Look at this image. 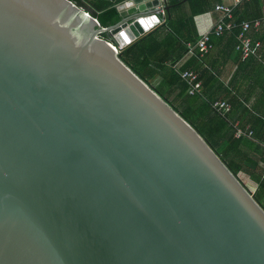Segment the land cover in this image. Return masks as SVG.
<instances>
[{
    "label": "water",
    "instance_id": "water-1",
    "mask_svg": "<svg viewBox=\"0 0 264 264\" xmlns=\"http://www.w3.org/2000/svg\"><path fill=\"white\" fill-rule=\"evenodd\" d=\"M158 5L0 0V264H264V207L119 58Z\"/></svg>",
    "mask_w": 264,
    "mask_h": 264
},
{
    "label": "trees",
    "instance_id": "trees-1",
    "mask_svg": "<svg viewBox=\"0 0 264 264\" xmlns=\"http://www.w3.org/2000/svg\"><path fill=\"white\" fill-rule=\"evenodd\" d=\"M71 1L79 6L89 4L93 16L99 19L100 26L108 27L120 20L116 6L126 0ZM263 6L264 0H252L234 8L235 16L238 22L242 19H255L261 16ZM244 7L245 10L250 11L251 15L239 14ZM210 8V0H181L171 3L168 6L167 20L163 25L121 49L119 58L176 113H180L188 121L237 179H239L238 175L243 173L256 183L255 188L251 185H243L253 199L264 207V169L259 166V163L264 162V149L262 156L257 158L254 152L261 147L255 143L247 146L243 137L235 138L233 132L234 121L239 119L240 128L249 124V129H253V135L250 138L254 141L255 127H264V113L255 105L247 106L237 95L231 96L224 82H219V72L213 73L212 70L215 67L205 61V55L201 56L198 51L190 54V59L184 65L177 66V70L196 72L203 82L202 95L190 96L187 93V84L173 68L174 64H178L188 55V46H194L201 37L196 31L194 18L207 13ZM237 34L238 31H234L221 38H213L212 47L215 45L222 47L224 55L229 62L235 64L237 72L250 70L253 71V76H264V63L261 61V57L264 58V29L259 34H253V40L263 45L261 57L249 58L244 62L240 61L236 52ZM154 82H157L156 85L153 84ZM214 88L219 91V94L224 92V95L221 98L219 94L211 95L208 91ZM216 99H226L231 103V109L226 116L213 109L212 102ZM261 101L264 102V97ZM236 111L238 115L234 117L233 113Z\"/></svg>",
    "mask_w": 264,
    "mask_h": 264
},
{
    "label": "built area",
    "instance_id": "built-area-1",
    "mask_svg": "<svg viewBox=\"0 0 264 264\" xmlns=\"http://www.w3.org/2000/svg\"><path fill=\"white\" fill-rule=\"evenodd\" d=\"M175 1L181 0H159V14L164 18V22L168 15V6ZM250 1L252 0H233L232 5H216L214 11L219 14V18L205 33L201 35L200 39L194 46H188L187 53L192 55L198 51L201 56H206L214 49L211 44L213 38H221L227 34H232L234 31H238L236 52L240 57V61L244 62L249 58L261 57L263 45L261 42L253 40V34H259L264 29V6L262 7L261 16L255 19H242L238 22V19L235 16L234 8ZM261 58V61L264 63V58ZM173 68L179 74L180 78L187 84V93L190 96L202 95L203 82L200 80V77L196 72L192 70L178 71V68ZM212 107L223 116H226L231 109V105L226 99L214 100L212 102ZM233 132L235 138H250L253 135V132L249 127L240 128L237 126L234 128Z\"/></svg>",
    "mask_w": 264,
    "mask_h": 264
},
{
    "label": "crops",
    "instance_id": "crops-1",
    "mask_svg": "<svg viewBox=\"0 0 264 264\" xmlns=\"http://www.w3.org/2000/svg\"><path fill=\"white\" fill-rule=\"evenodd\" d=\"M251 2V1H250ZM218 4H224V5H232L233 0H210V10L202 15L196 16L194 18L195 21V28L199 35V37L205 33L216 20L219 18V14L214 11V7ZM239 7V6H238ZM236 7V8H238ZM262 10V9H261ZM168 11V10H167ZM244 13L250 14L249 10L241 9L239 11L240 15H243ZM167 20V17L165 21ZM247 20V19H245ZM158 28V27H157ZM212 52L209 53L207 56L204 57L205 61L210 62L215 69L212 70L213 73L219 72L218 78L219 82H224L225 87H227L230 90L231 96L237 95V97L247 106L255 105L258 109H261V111L264 113V102L261 100L264 97V76H253V71L246 70L245 72H237V68L233 62H229L227 57L224 55L223 51L224 49L220 46L215 45L214 49L211 50ZM190 54L186 55L181 62H178V64H174L173 67L182 66L184 65L189 59ZM211 95L213 94H219V91H217L215 88L208 91ZM221 92V91H220ZM220 98L224 95V92H221ZM231 104V103H230ZM259 115H262L261 113H258ZM238 112L236 111L233 113V116H237ZM241 125L239 119H235L234 121V127H239ZM250 127L249 124H245L244 128ZM256 128V138L251 140L252 138L243 137V141L247 146L252 145V143H255L256 145H259L261 149H256V157L259 158L262 156V151L264 149V127ZM251 129V128H250ZM253 130V129H252ZM255 134V132H254ZM252 148V147H251ZM245 150H248L245 148ZM259 166H261V169H264V162L259 163ZM239 180L243 184H249L252 187H256V183L253 182L249 176L240 173L238 175Z\"/></svg>",
    "mask_w": 264,
    "mask_h": 264
},
{
    "label": "clouds",
    "instance_id": "clouds-1",
    "mask_svg": "<svg viewBox=\"0 0 264 264\" xmlns=\"http://www.w3.org/2000/svg\"><path fill=\"white\" fill-rule=\"evenodd\" d=\"M151 22H157V17L155 15H153L150 18V21H145V20H141L140 21L141 25L144 26L145 28L150 27L151 26ZM119 35L121 37H123L124 42L131 43V40L129 39V37L123 31H121L119 33Z\"/></svg>",
    "mask_w": 264,
    "mask_h": 264
},
{
    "label": "rangeland",
    "instance_id": "rangeland-1",
    "mask_svg": "<svg viewBox=\"0 0 264 264\" xmlns=\"http://www.w3.org/2000/svg\"><path fill=\"white\" fill-rule=\"evenodd\" d=\"M157 82H154L153 84L156 85ZM246 185H249V184H246ZM253 193V192H252Z\"/></svg>",
    "mask_w": 264,
    "mask_h": 264
}]
</instances>
